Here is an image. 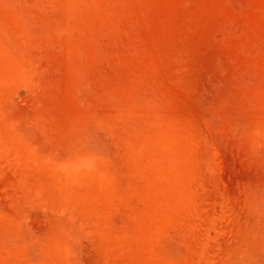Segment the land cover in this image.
Instances as JSON below:
<instances>
[{"label":"rangeland","instance_id":"1","mask_svg":"<svg viewBox=\"0 0 264 264\" xmlns=\"http://www.w3.org/2000/svg\"><path fill=\"white\" fill-rule=\"evenodd\" d=\"M0 264H264V0H0Z\"/></svg>","mask_w":264,"mask_h":264}]
</instances>
